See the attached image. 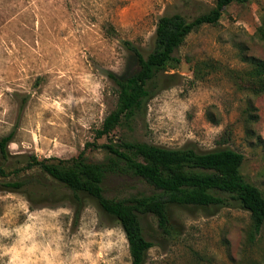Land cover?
Wrapping results in <instances>:
<instances>
[{"label": "rangeland", "instance_id": "rangeland-1", "mask_svg": "<svg viewBox=\"0 0 264 264\" xmlns=\"http://www.w3.org/2000/svg\"><path fill=\"white\" fill-rule=\"evenodd\" d=\"M214 3L0 0V138L17 127L13 154L76 156L96 140L94 128L116 106L108 72L132 67L122 40L148 53L162 14L192 19ZM110 23L116 33L106 31ZM263 23L264 0L229 4L218 24L187 36L176 51L181 62L170 71L175 81L149 100L133 128L119 126L97 142L126 137L200 151L231 147L245 156L246 178L264 191V93L247 87L250 58L264 60L257 35ZM87 154L92 160L105 156L98 148ZM108 187L109 196L157 192L130 176L111 178ZM75 210L70 202L31 208L23 194L0 190V264H131L117 219L90 196L77 220ZM142 222L153 242L146 264H264V225L256 231L250 212L237 204L172 205L170 232L153 214L142 215Z\"/></svg>", "mask_w": 264, "mask_h": 264}, {"label": "trees", "instance_id": "trees-1", "mask_svg": "<svg viewBox=\"0 0 264 264\" xmlns=\"http://www.w3.org/2000/svg\"><path fill=\"white\" fill-rule=\"evenodd\" d=\"M246 1L215 0L213 7L192 19L180 12L162 14L157 21L153 48L148 53L133 40L123 39L132 67L122 74L108 72L116 88L117 103L102 124L94 128L96 140L87 142L70 158L13 154L9 145L17 127L13 128L0 138V190L23 194L31 208L70 202L76 207V220L81 216L86 196L94 198L102 210L122 225L131 264H146L148 250L153 245L145 234L142 215H155L159 226L170 232L172 205L237 204L250 212L254 229L259 231L264 225V191L242 172L245 160L242 152L231 147L208 151L190 146L169 148L126 137L97 142L109 137L119 126L132 129L137 117L146 111L149 100L175 81V73L170 71L181 62L176 51L191 32L204 24H218L229 4ZM106 31L117 32L112 23L106 26ZM257 35L264 43V23L258 27ZM249 61L252 71L247 87L259 95L264 93V60L253 57ZM196 71L201 72L199 65ZM89 148L103 149L104 158L90 159ZM163 169L166 175L162 174ZM129 176L147 182L157 192L130 196L106 194L111 178Z\"/></svg>", "mask_w": 264, "mask_h": 264}]
</instances>
